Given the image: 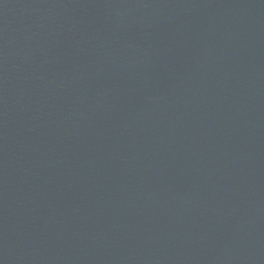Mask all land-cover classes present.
Here are the masks:
<instances>
[{
	"label": "water",
	"instance_id": "water-1",
	"mask_svg": "<svg viewBox=\"0 0 264 264\" xmlns=\"http://www.w3.org/2000/svg\"><path fill=\"white\" fill-rule=\"evenodd\" d=\"M0 264H264V0H0Z\"/></svg>",
	"mask_w": 264,
	"mask_h": 264
}]
</instances>
